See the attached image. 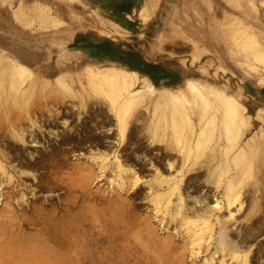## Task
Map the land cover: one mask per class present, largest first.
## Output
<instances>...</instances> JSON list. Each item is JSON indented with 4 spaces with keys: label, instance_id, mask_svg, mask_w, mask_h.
Returning a JSON list of instances; mask_svg holds the SVG:
<instances>
[{
    "label": "rangeland",
    "instance_id": "1",
    "mask_svg": "<svg viewBox=\"0 0 264 264\" xmlns=\"http://www.w3.org/2000/svg\"><path fill=\"white\" fill-rule=\"evenodd\" d=\"M255 1H259V5L262 3L261 0ZM200 7L206 8L201 0H0V39L4 36L5 41L13 44V40H16L22 46L43 50V54L39 51L27 52L42 60L51 55L52 70L59 65L56 61L60 53H73L77 47L88 52L98 47L128 55L130 52L150 63V68L158 72L157 77L161 80L165 76L171 77V81L164 80L167 85L173 84L175 77L193 75L227 86L243 102V112L247 110L245 113L251 127L247 136L256 133L255 145L253 149L248 148L244 158L247 161L241 165L242 171L232 164L233 169L227 176L229 180L239 182L241 179L244 182L240 199L232 204L224 199L223 185L217 188L216 183L209 180L205 155L197 159L192 155L186 160L183 143L176 147L178 143L176 145L170 128L167 132L169 136L164 140L152 141L151 132L147 129L152 97L148 93L137 99L139 102L132 109L129 134L123 140L115 130L113 132L116 128L114 124L105 122L104 126L97 127L87 119L91 133L99 136L103 142L87 141L79 147L72 146L73 149L68 152L69 162L73 166L77 161L76 156L82 159L81 156L93 151L115 150L117 156L109 154L102 168L100 165L95 168H91L90 164L83 166L85 161L81 163L79 159V165L83 166L81 170L63 168L61 175L60 159L42 161L47 153L52 152L53 146L60 145L59 138L49 133L50 128L46 129L47 135L39 137L40 142L36 147L28 143L22 160L14 155L21 149H11L8 138L3 137L0 141V164L5 165L4 171L0 169V264H239L238 259L222 250L217 241L220 226L217 217L227 220L230 242H237L245 251H249L245 264H264V68L259 67L256 73L251 74L252 77L243 78L233 65H230L232 69H222L220 60L206 48L203 40H190L183 33L180 34L179 31L187 23L197 27L204 24L206 28L212 25L213 21L207 20ZM260 7L262 9L263 6ZM224 8L225 1L221 0L220 13H216L222 16ZM160 28L166 32L159 33ZM234 29L238 32L239 28ZM228 30L231 32L230 27ZM154 35L155 47L150 50L148 44ZM242 59L243 53L235 55L233 60ZM2 61L8 63L6 58ZM73 64V60H68L70 68H73ZM34 70L30 80L44 85L38 68ZM38 89L47 95L37 96L35 93L34 98L38 97L40 103L46 101L49 105L58 102L57 111L68 113L65 120L71 124L69 128L76 129V137L86 136L79 125L83 117L106 111L113 114L107 101L93 97L86 88L81 95L86 97L84 107H80L78 96L74 98L72 93L62 88L51 85L47 89L38 86ZM6 100L0 95L1 131L10 128L8 117L34 109L31 100L29 104L17 108V105ZM6 106H10V109ZM8 109L12 113L10 116ZM59 121L61 123L52 126L51 130L66 127L62 118ZM20 125L30 128L24 122ZM19 127L17 125L16 128ZM104 130L114 134L103 137ZM222 139L232 145V150L241 141L236 140L232 144L226 134ZM28 152H33L34 157H30ZM129 154L131 160L126 159ZM29 158L35 164L25 165ZM116 159L122 160L124 167L132 169L123 175L126 180L122 188L111 183L117 177ZM188 166L191 169L188 170ZM245 166L252 169L251 174L248 171L245 174ZM84 167H87V171ZM54 172L66 177L67 181L72 177L85 178L77 179L76 189L69 191L65 186L54 185ZM175 183L179 184V188L171 194L169 205L157 206L152 199L156 192H167ZM222 199V207L216 208L211 216L215 226L213 239L206 237L200 245H194L190 230L194 225L188 227L183 218L187 214L195 219V213L210 208ZM69 200L75 206L70 211L71 215L63 209V201L67 203ZM256 200L258 202L253 207ZM62 216L69 218V222H65L67 219L63 220ZM249 227H252L251 234ZM217 246L220 248L218 251Z\"/></svg>",
    "mask_w": 264,
    "mask_h": 264
},
{
    "label": "bare ground",
    "instance_id": "2",
    "mask_svg": "<svg viewBox=\"0 0 264 264\" xmlns=\"http://www.w3.org/2000/svg\"><path fill=\"white\" fill-rule=\"evenodd\" d=\"M201 1L206 7H200L202 9L201 13L205 15L207 20L210 19L213 21L212 25L206 28V25L204 24H201V27H197L192 23H187L186 26L179 31L180 34L183 33L185 36L189 37L190 40H203L206 48L213 52L214 56L220 60L222 69H232L230 65H233L243 78L252 77L251 74L253 72L256 73L259 67L264 68V0H261L262 3H260V5L263 6L262 9L258 4L259 1L256 2L255 0H223L225 1L226 8H224L222 16L216 13L220 11L221 0ZM121 6L123 7L124 5L121 4ZM229 27L231 28V32L228 30ZM235 27L240 30L238 29V32H236L234 29ZM161 29L162 28L159 30ZM164 32L166 31L162 29L159 33ZM156 36H158V33ZM1 38L0 95L5 97L8 103L12 102L14 105H17L15 108L19 105L22 106V104L25 106L27 103L29 104L28 101L31 100L32 107L35 109L34 111V109L31 108L26 113L12 115L9 110L10 106H6L9 108V115H7H12L8 117V127L10 128H7L4 131L0 130V141L3 140V137H7V143H9V147L11 149H21V151L14 153V155L20 160L23 159L24 152L29 147L28 143H32V146L36 147L40 142L39 137L43 134V136L47 135L48 132H46V129L50 128L49 133L57 139L59 138L58 140L60 141V145H56V147L53 146L54 150L52 148V152L49 154L47 153L42 161L46 162L45 160L49 159H60V173L63 168L71 167L80 168L81 170L83 166L88 167L91 165V168H95L96 165H100V168H102L103 162L109 158V154L114 153V155L117 156L115 150H112V152H107L106 150H103L102 152L100 150L93 151L87 156H81L82 159L76 156L75 159L77 161H75L73 166H71L72 164L69 162L68 152L73 149L72 146L79 147L87 141L95 143L97 140V143L103 142V139L91 133L88 121H93L97 127L104 126L105 122L114 124L116 128L113 129V132L115 133L116 131V135H120L122 140L125 139L129 134L132 109L136 102H139L137 99L141 95L148 93L151 94L152 97L150 98L151 104L149 106L147 129L151 132L152 141L164 140L167 136H169L168 129L170 128L172 130L171 133H173V137L176 139V145L178 143L176 147L180 145V142L183 143V153L186 155V160L193 157L192 155H195L196 159L205 155L204 163L205 166L207 165L208 167L207 170L209 173V180L216 183L218 186L217 188L223 185L225 195L224 199H226L229 204H232L240 199L242 184L244 183L243 180L240 179L241 181L239 180L238 182V180L236 181V179H234L235 181H233L232 179L229 180L227 176L233 169L232 164H234L235 168H241L240 172L242 171L241 165H244L243 161H247L244 160V158H246L248 148L252 147L253 149L255 145L256 133L247 136L251 129L250 120H248V115L245 113L247 110L243 112V102L238 99L227 86L222 85V83L218 84L214 81H210L206 77L199 78L193 75H185L183 78L181 77L178 79L175 77V82L172 81L173 84L167 85L164 80L171 81V77H166L164 75V79L161 80L158 78V72H154V69L150 68V63L147 64V62L140 56L131 55L130 52L129 55L122 51L117 53L111 51L107 47H98L91 52L84 51L81 47H77L73 53L67 51L62 52L57 59L58 61H56L59 63L57 66L58 68L56 67V69L52 70L50 63L52 58L51 55L44 58L43 61L40 57L31 56L28 54L29 52H27L28 50L38 52V49H31L26 46H22L19 42L17 43L16 40H13L14 44L13 42L5 41L4 36H1ZM155 39V35L152 39H150L152 40L148 44L150 50L155 47ZM39 52L43 54V50ZM241 53L244 54V59L240 61L233 60L235 55L239 56ZM4 58L7 59L8 63H5L6 61H2ZM70 59L73 60V68H70L67 65V62ZM38 61H40V63ZM36 67L40 72V78H42L41 82H44V85H38L36 81L30 80ZM51 85H54L56 88H62L65 91H69L73 94V96H75L74 98L78 96L79 104L81 105L80 107H84L86 104L85 95L81 96L83 92L82 90L86 88L93 97L95 96L96 98H101L107 101L109 106L108 108L113 114L107 113L106 111V113L91 114V117L88 118H86V116L83 117L79 125L82 127L81 129L86 132V136L80 138L76 137V129L74 127L69 128L71 124H68L67 120H65L68 113L57 111L59 107L57 104L58 102L53 103V105H49L45 103L46 101L44 103H40V99L38 97L34 98L36 97L34 96L35 93H37V96L47 95V93L44 94V91L40 92L39 89L36 90L38 86L39 88L47 89V87ZM55 106L57 107L54 108ZM20 108L21 107H19V109ZM61 118L66 127L63 130L58 131L51 130L52 126H56L61 123L59 121ZM78 118H80L79 115ZM21 122L29 124L30 128L22 127L21 125V127H19V123ZM17 125L19 129L16 128ZM113 132H106V130H104L103 137L111 136L114 134ZM243 133L245 135L242 138L241 135ZM224 134H226L228 140H230V143L232 144L236 140L241 141H238V145L232 150V145L222 139ZM131 135L132 132H130V136ZM72 142L75 145H70V147L64 146L65 144H70ZM253 152L256 154V151ZM28 155L30 157H34L35 154H33V152H28ZM79 159L82 160L81 163L85 161L83 166L81 164L79 165ZM126 159L131 160V155L129 154V157H126ZM115 162L118 168L116 173L117 177L112 179L111 183L118 186V188H122L126 180V177L124 178L123 175L131 172L132 169L127 168L126 166L124 167L122 160L120 159H116ZM32 164H35V161L30 162V158L28 162L25 163V165L29 166ZM253 164L255 165V162ZM245 165L247 166V164ZM4 166L0 164V169H3V171L5 170L3 168ZM189 166L188 170L191 169ZM246 166L243 168L245 174L247 171L251 174L252 169L250 167L246 168ZM87 167H84V170L87 171ZM263 167L261 168L263 169ZM20 172L22 173L23 171ZM57 173L58 172L53 173L54 178H52L54 179V182L53 180L52 182L54 185L65 186L67 190L69 189V191L76 189L74 187H76L75 185L77 184V179L85 178L78 176L74 178L72 177L69 181H67L65 179L66 177H60V174L58 175ZM73 173H75V171H73ZM224 178L227 180H224ZM48 188H50V186ZM178 188L179 184L175 183L170 190H167V192H156L152 198L153 202L157 206H168L171 202V194H173V192ZM71 200L67 203L66 201H63V209L65 211L68 210L66 211L68 215L72 214L70 211L72 208L74 210L75 207ZM257 202L258 200L253 202V207L256 206ZM222 203L223 199L222 201L217 200L215 205L210 208H207L200 213H195L193 216L195 219H191L187 214L185 215L183 222L188 223V227L194 225V227L190 229L193 235L194 245H200L201 240L206 239V237L213 239L215 226L212 224L211 216H213L216 208L219 209L222 207ZM82 207L84 208V206ZM230 215H233V213ZM93 217L95 216L93 215ZM61 218L63 220L67 219L65 222H69V218H65L64 216ZM217 221L220 222V226L217 231V241L222 250L231 253L233 257L238 259L239 264L247 263V252L249 251H245L239 243H232L230 242L231 240L228 239L229 233L226 226L227 220L217 217ZM67 229L69 231V228ZM249 230L251 234L252 227H249ZM72 238V240H74V237ZM62 240L64 239L62 238ZM154 243L156 242L154 241ZM218 248L219 247L217 246L216 251H218Z\"/></svg>",
    "mask_w": 264,
    "mask_h": 264
}]
</instances>
